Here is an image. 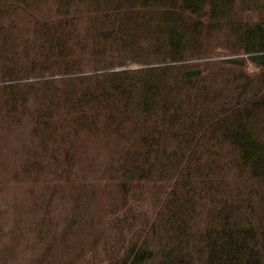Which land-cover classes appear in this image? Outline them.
Here are the masks:
<instances>
[{
	"label": "trees",
	"instance_id": "1",
	"mask_svg": "<svg viewBox=\"0 0 264 264\" xmlns=\"http://www.w3.org/2000/svg\"><path fill=\"white\" fill-rule=\"evenodd\" d=\"M0 264H264V0H0Z\"/></svg>",
	"mask_w": 264,
	"mask_h": 264
}]
</instances>
